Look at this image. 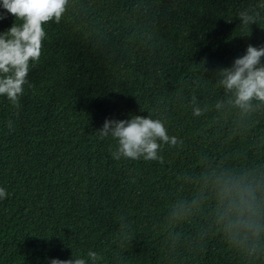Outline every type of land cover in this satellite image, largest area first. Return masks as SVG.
I'll list each match as a JSON object with an SVG mask.
<instances>
[{"label": "trees", "instance_id": "16d2710c", "mask_svg": "<svg viewBox=\"0 0 264 264\" xmlns=\"http://www.w3.org/2000/svg\"><path fill=\"white\" fill-rule=\"evenodd\" d=\"M260 2L67 0L19 108L0 96V264H264V102L235 107L218 84L264 46ZM150 113L184 143L113 159L104 121Z\"/></svg>", "mask_w": 264, "mask_h": 264}, {"label": "clouds", "instance_id": "9594fccd", "mask_svg": "<svg viewBox=\"0 0 264 264\" xmlns=\"http://www.w3.org/2000/svg\"><path fill=\"white\" fill-rule=\"evenodd\" d=\"M67 0H2L0 21L8 14L15 17L16 22L6 31L0 33V96H6L15 108L20 106V98L24 86L28 84L30 70L39 62L42 54V41L46 37L44 24L60 22L65 11ZM264 8V0L258 5ZM259 13L248 10L239 13L241 25L245 28L257 23ZM19 21L20 23H17ZM264 46L248 45L246 54L235 59L231 67L218 70V84L229 96L228 103L248 110L252 101L264 102ZM195 103V100H193ZM217 108L222 107L220 102ZM200 107H193L196 117L203 115ZM11 128V121L8 122ZM101 140L112 138L116 141L115 150L110 149L113 159L137 161H160L159 153L165 145L178 147L184 141L170 136L166 122L161 118L132 114L129 120L106 119L103 127L97 130ZM7 197L5 189L0 188V199ZM102 257L89 250L87 258L77 256L74 251L72 258L67 260L52 259L50 264H98Z\"/></svg>", "mask_w": 264, "mask_h": 264}]
</instances>
